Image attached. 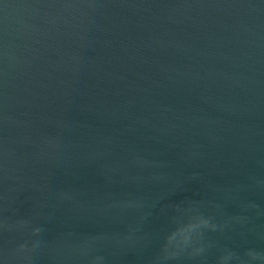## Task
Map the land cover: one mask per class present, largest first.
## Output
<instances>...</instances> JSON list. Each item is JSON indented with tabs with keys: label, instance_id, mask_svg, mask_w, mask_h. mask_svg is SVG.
Wrapping results in <instances>:
<instances>
[{
	"label": "water",
	"instance_id": "1",
	"mask_svg": "<svg viewBox=\"0 0 264 264\" xmlns=\"http://www.w3.org/2000/svg\"><path fill=\"white\" fill-rule=\"evenodd\" d=\"M0 264H264V0H0Z\"/></svg>",
	"mask_w": 264,
	"mask_h": 264
},
{
	"label": "clouds",
	"instance_id": "2",
	"mask_svg": "<svg viewBox=\"0 0 264 264\" xmlns=\"http://www.w3.org/2000/svg\"><path fill=\"white\" fill-rule=\"evenodd\" d=\"M204 223H205V225H207V223H208V222H207V221H205Z\"/></svg>",
	"mask_w": 264,
	"mask_h": 264
}]
</instances>
